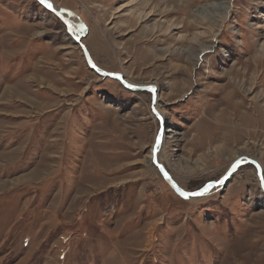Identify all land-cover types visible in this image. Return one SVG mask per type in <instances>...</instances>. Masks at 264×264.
Returning a JSON list of instances; mask_svg holds the SVG:
<instances>
[{"label": "rangeland", "instance_id": "1", "mask_svg": "<svg viewBox=\"0 0 264 264\" xmlns=\"http://www.w3.org/2000/svg\"><path fill=\"white\" fill-rule=\"evenodd\" d=\"M49 3L98 67L157 87L180 187L240 153L264 172V0ZM152 99L94 72L37 0H0V264H264L257 168L182 198L151 163Z\"/></svg>", "mask_w": 264, "mask_h": 264}, {"label": "water", "instance_id": "2", "mask_svg": "<svg viewBox=\"0 0 264 264\" xmlns=\"http://www.w3.org/2000/svg\"><path fill=\"white\" fill-rule=\"evenodd\" d=\"M40 3V0H37ZM41 4V3H40ZM42 5V4H41ZM45 9H47L49 12L53 13L54 15H56L67 27V31L68 33L73 37V39L77 42V44L82 48L84 56L86 58L87 64L88 66L94 71L96 72L98 75L105 77V78H111V79H116L118 81H120L122 83V85L127 88L128 90L131 91H150L152 92V114L160 121V130L159 133L157 135V138L153 144L152 147V153H151V163L165 176V178L167 179V181L169 182V184L171 185V187L176 191V193H178L182 198L184 199H190V198H195V197H199L201 195H189L187 198H185L181 193H200L203 192L205 188H208L210 190H212L214 187H219V186H224L226 185L230 179L232 178V176L234 175V173H236L237 170L240 169V167H242L245 164H253L258 171V179L260 181L261 187L264 191V172L263 169L260 165V163L254 159H250V158H246L245 161L242 160H236L232 167L229 169V171L227 172V174L225 175V177L219 181H211L206 183L201 189L195 191V192H187L186 190H184L182 187H180L178 185V183L174 180L173 176L168 172V170L162 165L160 164L159 160H158V154H159V149H160V143L164 138V133H165V125H164V119L163 117L160 115V113L157 110V102H158V97L156 95V91H157V87L155 85H135V84H131L128 80H126L124 78V76L120 73H110L107 72L105 70H103L102 68L98 67L94 61L93 58L87 48V46L83 43L82 39L84 38V33L79 32L78 30L76 31L74 24L72 22H70L67 17L66 14H62L61 11L57 10L55 7H53L51 10L46 8L44 5H42ZM151 89H155V91H152ZM158 138H159V143H158ZM211 186V187H210Z\"/></svg>", "mask_w": 264, "mask_h": 264}, {"label": "bare ground", "instance_id": "3", "mask_svg": "<svg viewBox=\"0 0 264 264\" xmlns=\"http://www.w3.org/2000/svg\"><path fill=\"white\" fill-rule=\"evenodd\" d=\"M226 3H221V4H213V5H211V8H214V9H216V10H219V9H222V10H224L226 7ZM53 7H55L54 5H53ZM57 10H59V11H61L58 7H55ZM62 12V11H61ZM62 14H66V13H63L62 12ZM66 17H67V19L70 21V22H72L73 24H74V27H75V29H76V31L78 30L79 32H81V33H85V30L84 29H80L75 23H74V20L71 18V17H69L67 14H66ZM73 38V37H72ZM163 141V140H162ZM162 141H161V143H160V149H159V151L161 150V144H162ZM236 159L235 160H242V161H245V159H246V156H244V154L243 153H240V154H238L236 157H235ZM209 193V191L207 192V193H205L204 195H206V194H208ZM201 196H203V195H201Z\"/></svg>", "mask_w": 264, "mask_h": 264}, {"label": "snow or ice", "instance_id": "4", "mask_svg": "<svg viewBox=\"0 0 264 264\" xmlns=\"http://www.w3.org/2000/svg\"><path fill=\"white\" fill-rule=\"evenodd\" d=\"M40 3L44 5L48 9H52L53 5L49 3V0H40ZM152 91H155V89H151ZM158 143H159V138H158ZM211 187V186H210ZM208 188H205L203 192L200 193H181L185 198H187L189 195H204L205 193L208 192Z\"/></svg>", "mask_w": 264, "mask_h": 264}]
</instances>
